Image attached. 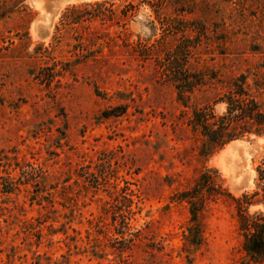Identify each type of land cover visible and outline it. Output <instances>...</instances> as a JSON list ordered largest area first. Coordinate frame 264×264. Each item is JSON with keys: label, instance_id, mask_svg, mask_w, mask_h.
Wrapping results in <instances>:
<instances>
[{"label": "rangeland", "instance_id": "1", "mask_svg": "<svg viewBox=\"0 0 264 264\" xmlns=\"http://www.w3.org/2000/svg\"><path fill=\"white\" fill-rule=\"evenodd\" d=\"M124 2L0 0V264L248 260L227 196L208 201L187 258L179 193L217 169L264 212V136L202 156L189 125L195 108L225 114L243 78L264 112V0H168L160 18Z\"/></svg>", "mask_w": 264, "mask_h": 264}, {"label": "trees", "instance_id": "2", "mask_svg": "<svg viewBox=\"0 0 264 264\" xmlns=\"http://www.w3.org/2000/svg\"><path fill=\"white\" fill-rule=\"evenodd\" d=\"M124 9L129 6L145 4L153 8L157 16L166 6L168 0H124ZM108 1L87 3L84 6H102ZM126 3V4H125ZM82 6L73 5L67 8L65 13L68 21L76 20L79 9ZM127 16V13H124ZM186 86L180 87L181 91H191L192 85L189 78L182 81ZM188 84V86H187ZM246 80L243 78L240 84H234L235 89L232 95L224 97L221 102L227 106L225 114L218 116L211 107L195 108L189 120L192 130L203 138L200 148L202 156H210L233 141L251 136H264V112L254 98L245 91ZM124 113V109L116 108L111 115L119 116ZM244 123L241 130L237 123ZM250 125L249 127H246ZM264 166V157L262 159ZM260 166L257 169L258 177L262 183L264 191V168ZM243 194L242 197H234L227 188L224 187L223 180L217 169H205L195 186L191 189L179 193V200L189 204L190 225L185 235L187 258L190 251L197 250L203 243L204 226L203 213L209 200H215L220 196H227L237 203V212L239 219V230L243 237V248L248 257L247 262L242 264L260 263L264 261V212L250 214L248 207L252 205V197L257 196Z\"/></svg>", "mask_w": 264, "mask_h": 264}]
</instances>
